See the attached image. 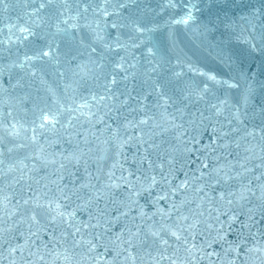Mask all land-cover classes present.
I'll return each mask as SVG.
<instances>
[{"label":"water","instance_id":"water-1","mask_svg":"<svg viewBox=\"0 0 264 264\" xmlns=\"http://www.w3.org/2000/svg\"><path fill=\"white\" fill-rule=\"evenodd\" d=\"M0 264H264V0H0Z\"/></svg>","mask_w":264,"mask_h":264}]
</instances>
